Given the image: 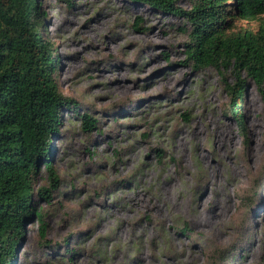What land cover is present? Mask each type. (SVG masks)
Masks as SVG:
<instances>
[{"label": "rangeland", "instance_id": "obj_1", "mask_svg": "<svg viewBox=\"0 0 264 264\" xmlns=\"http://www.w3.org/2000/svg\"><path fill=\"white\" fill-rule=\"evenodd\" d=\"M37 19L72 101L49 141L58 187L43 163L33 181L44 232L28 221L12 264H264V97L254 84L242 130L217 70L184 62L181 18L129 0H39Z\"/></svg>", "mask_w": 264, "mask_h": 264}, {"label": "trees", "instance_id": "obj_2", "mask_svg": "<svg viewBox=\"0 0 264 264\" xmlns=\"http://www.w3.org/2000/svg\"><path fill=\"white\" fill-rule=\"evenodd\" d=\"M129 1L185 22L184 62L217 70L229 96L227 113L243 130L249 84L264 97V0H190L188 9L179 0ZM38 10L39 0H0V264L14 261L28 221L39 220L44 232L33 181L43 163L50 188L58 187L59 178L49 165V141L62 109L72 101L58 90L57 56L40 32ZM255 20H260L257 29L238 24ZM138 21L133 23L136 29L141 28ZM82 119L84 130L93 128L94 118L83 114Z\"/></svg>", "mask_w": 264, "mask_h": 264}, {"label": "bare ground", "instance_id": "obj_3", "mask_svg": "<svg viewBox=\"0 0 264 264\" xmlns=\"http://www.w3.org/2000/svg\"><path fill=\"white\" fill-rule=\"evenodd\" d=\"M209 122H211V120H210V119H207V123H209ZM212 126H213V125H211V127H212ZM218 188H219L218 183H217L216 181L212 180V181L210 182V191H211V194L213 195L214 192H215L216 190H218ZM216 195H217V194H216ZM213 198H214V197H213ZM226 201H227V199L224 198L223 201H222V206H221V208H219V209H217V210H215V211L213 212V217L216 218V219L214 220V222L218 221V220L220 219V217L222 216V214L227 210V204H226ZM204 219H205V217H204ZM262 240H263V242H264V239H262Z\"/></svg>", "mask_w": 264, "mask_h": 264}]
</instances>
